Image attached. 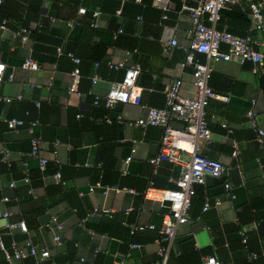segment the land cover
<instances>
[{
  "label": "crops",
  "instance_id": "1",
  "mask_svg": "<svg viewBox=\"0 0 264 264\" xmlns=\"http://www.w3.org/2000/svg\"><path fill=\"white\" fill-rule=\"evenodd\" d=\"M118 1L119 10L124 12L121 15L113 13L112 5L105 0H3L0 5V60L6 64L5 77L13 74L12 80L0 83V93L12 97L10 102L0 101V149L8 151L0 164V225L5 221L2 213L8 210L9 219H25L28 234L15 229L10 235H3L5 243L12 237H30L37 246L50 251L49 258L39 263L28 257L13 260L12 264H158L160 260L157 229L166 207L136 189L147 187L152 177L155 187L173 188L178 167L163 161L154 170L149 162L158 151L161 128L128 126L114 120L118 113L124 120L141 117L145 111L140 104L118 103L110 110L102 102L95 105L93 99L94 95L103 96L110 83L124 74L123 68H109L110 61L140 64L137 83L142 87L141 103L147 106L164 105V90L174 78L182 81L181 95L195 97L192 67L181 65L190 19L186 12L179 11V0H167L165 9L153 5L151 0L152 7L168 13L165 19L162 16L167 21L163 24L157 23L158 10L140 8L145 16L142 22L141 15H133L134 0ZM249 1L256 0H239L222 10L216 27L236 35H250L253 48L264 53V31L254 29L250 22ZM141 3L143 6V0ZM79 7L100 10L97 27L89 24L86 14L78 15ZM3 19L7 22L2 27ZM75 19L82 24L68 27L67 21ZM18 27L29 29L24 43L12 35ZM119 28L122 32L115 42L113 33ZM171 39L177 44L163 46ZM58 45L81 57L80 96L67 92L74 63L66 55L57 54ZM29 52L38 62L37 70L20 67ZM198 58L206 60L203 54H198ZM251 66L250 62L240 64L234 60L211 62L209 85L227 100L211 99L206 106L212 135L208 142L200 141V147L202 154L223 164L225 174L218 178L206 176L203 184L195 185L197 196L189 220L179 226L174 238L176 246L192 247L199 262L207 256H215L222 264L252 261L248 254L253 252L258 257L257 264H264V65L259 75L251 72ZM94 74L100 78L96 83L91 79ZM19 94L20 99L16 98ZM250 108L256 111L257 125L263 130L262 142L246 116ZM103 115L113 118V122L100 120ZM12 117L24 121L17 132L6 125L5 120ZM32 120L38 121L34 133L42 138L39 154L53 165L59 163L63 183L54 180L53 165H49L39 181L36 174L32 175L30 198L19 188L25 185L22 162L27 160L30 170L38 165L29 155L31 135L26 125ZM223 122L226 127H222ZM171 123L176 128L183 127L179 121ZM132 148L135 152L127 173L122 174L123 160ZM99 173H104L106 183L117 190H109L106 195L98 187L90 191L92 185L100 183ZM223 180L231 183L234 199L224 194ZM128 188L135 192L124 190ZM203 193L204 201L210 200L205 211L200 197ZM2 194L14 199L4 202ZM216 198L220 200L218 205L214 204ZM95 206L109 207L112 212L87 216ZM48 214L56 215L63 224L61 244L52 239L53 232L46 225ZM238 216L248 237L247 249L242 250L241 236L236 231ZM84 217L85 221L79 224ZM131 223H151L156 229L138 231L132 236ZM132 241L139 246L132 248ZM185 261L182 264L189 262ZM0 264H6L2 254ZM170 264L177 263L172 259Z\"/></svg>",
  "mask_w": 264,
  "mask_h": 264
},
{
  "label": "built area",
  "instance_id": "2",
  "mask_svg": "<svg viewBox=\"0 0 264 264\" xmlns=\"http://www.w3.org/2000/svg\"><path fill=\"white\" fill-rule=\"evenodd\" d=\"M3 0H0V5ZM141 3L142 0H134ZM239 0H179V11L186 12L189 15L190 27L187 30L188 43L185 47V57L181 65H190L192 67L193 85L196 89L195 97L190 98L180 94L182 81L180 78H174L170 81L164 90V105L160 107L147 106L141 103L142 87L137 83V77L140 73L141 66L138 62L126 65L125 62H108L109 68L124 69V74L120 80L111 82L107 91L103 96L94 95L93 103L98 105L103 103L106 109H113L118 103L122 104H140L145 113L137 119L124 120L121 113L115 115L114 120L119 123H126L128 126H140L143 128L149 126H156L161 128L162 132L158 142L157 153L149 158L154 170L163 161L177 165L179 173L173 180L175 186L173 188H157L152 182H149L147 187L142 191L145 198L157 201L166 207V213L162 217L161 226L157 229L159 234L157 238L158 248L157 253L160 257L158 264H168L169 252L172 248L177 229L180 225L189 220V212L191 207L192 197L195 194V185L203 184L206 176L221 177L225 174V167L223 164L214 158H210L202 154L200 141H209L212 132L206 120L205 108L211 99L227 100L226 96L218 95L209 85L211 77V62L216 61H237L242 64L250 62L251 72L254 74H261L264 65V53L253 48L254 40L250 35H236L225 29L220 30L216 27V23L220 20L221 11L226 9L229 5L237 3ZM167 0H152V4L165 9ZM248 18L252 23L254 29L264 31V0L249 1ZM86 12L85 7L77 9L78 15H83ZM116 15L120 14V10H116ZM100 16V10L94 9L92 12L93 27L98 26L97 19ZM167 16L163 14V19ZM140 18V17H139ZM7 20H2V27ZM79 25V20H68L67 26L73 27ZM122 29L119 28L113 33L116 38ZM29 29L26 27H18L12 32L13 37H19L22 43L28 39ZM176 40L171 39L164 42L163 46L176 45ZM225 46L226 49L222 47ZM58 55H63L64 51L61 46L56 47ZM128 54V52H127ZM198 54H203L206 58L202 61L198 58ZM65 55L72 60L74 67L71 70V82L67 88L68 93H76L82 95L79 89V82L81 79V72L79 64L81 59L72 52H66ZM98 63L95 62V66ZM25 70H37L39 68L38 62L29 54L24 58L21 66ZM6 64L0 60V83L4 80H12L13 74L9 73L5 77L4 71ZM92 83L99 81V76L94 74L92 76ZM16 98L20 99L21 95ZM12 97L4 96L0 93V101L10 102ZM254 104V99H252ZM38 105V103H36ZM80 117V114H77ZM251 126L257 131V139L262 142L263 130L257 125V113L253 108L246 112ZM107 123H112L113 118L108 115H103L100 119ZM172 120L179 121L183 124L182 128H176L172 125ZM9 129L17 132L20 127L24 125V121L19 118H8L5 120ZM37 120H32L26 125L27 132L31 135L29 155L38 160L39 169L45 170L47 158L39 154V145L42 140L40 135L34 133V127ZM222 127H226V123H222ZM135 148L131 149V154L127 155L123 160L122 174L127 173V166L129 165ZM236 151L233 152L235 154ZM8 151L0 149V162L6 160ZM60 167L59 163H56ZM85 165H87L85 163ZM100 166V164H98ZM22 181L29 182L28 163L26 160L22 162ZM53 178L57 183H63L61 180L60 171L53 174ZM14 185L13 182L9 184L10 187ZM95 187L101 189L103 195H106L109 190H117L116 187L102 185L97 183L90 187L93 191ZM224 194L230 199L235 198V194L231 191V183L225 180L223 183ZM125 191L135 192L128 188ZM2 201L7 202L10 197L3 196ZM220 200L216 198L214 204L218 205ZM210 207V200L206 198L202 210L205 211ZM130 208L126 209L129 211ZM111 208L106 206L93 207L87 216L96 214H110ZM9 212L5 210L2 217L5 219L4 224L0 225V254L4 257L6 264H12L13 260H21L31 257L36 263L44 261L49 258L50 251L46 247L37 246L30 237H25L22 240H17L12 237L8 244L3 239L4 234H12L13 231L19 230L24 234H28V226L25 220L20 219L12 221L9 219ZM86 217L79 220V224L85 221ZM47 227L53 232L52 239L55 243H62L63 224L58 220V217L53 214H48ZM130 234L144 231L146 229H156L154 224H129ZM241 242L247 249V235L245 229L239 230ZM132 248L139 246L136 242H131ZM257 255L253 252L248 254L249 260H254ZM50 264H57L55 261H50ZM119 264H124L123 261ZM203 264H222L215 256H207ZM237 264V263H234Z\"/></svg>",
  "mask_w": 264,
  "mask_h": 264
},
{
  "label": "trees",
  "instance_id": "3",
  "mask_svg": "<svg viewBox=\"0 0 264 264\" xmlns=\"http://www.w3.org/2000/svg\"><path fill=\"white\" fill-rule=\"evenodd\" d=\"M106 2H109L111 5H112V7H113V13H115L116 12V10L117 9H119L120 8V3H119V1L118 0H105ZM143 3H144V5L142 6V3L141 4H137V3H135L134 1H133V3H131V6H133L134 8H135V10H134V12H133V15H141L142 16V22H144V20H145V16H144V14H143V12L140 10V8L144 11V10H146V9H149V7H152L151 6V0H143ZM139 5V6H138ZM138 8V9H137ZM153 9H156V10H158V11H156V20H158L157 21V23L159 24H163V23H166L167 21H165V20H162V16H163V14H168V13H164L163 11H161V10H159V9H157V8H154V7H152ZM94 9H96L95 7H93V8H91V9H87L86 8V12H85V14L87 15V18H88V20H89V24H91V22H92V20H93V17H92V12H93V10ZM141 11V12H140ZM155 11V10H154ZM122 13H124V12H122V9L120 10V15L122 14ZM84 14V15H85ZM85 15V16H86ZM80 22V24H82V21H79ZM23 26V25H22ZM39 30V29H38ZM37 30V31H38ZM115 30V29H114ZM38 32H41V31H38ZM112 32H113V30L111 31V38H112ZM120 35H118L117 36V38L119 37ZM117 38H115V42L118 40ZM59 46V45H58ZM58 46H56V47H58ZM56 47H55V49H56ZM132 49V48H131ZM64 51V56H65V53L66 52H68V50H63ZM72 52V51H71ZM74 53V52H73ZM75 54V53H74ZM75 55H77V54H75ZM78 56V55H77ZM66 58H68L67 56H65ZM80 57V56H79ZM81 58V57H80ZM81 91V90H80ZM82 92V91H81ZM36 159V158H35ZM37 160V159H36ZM27 161V160H26ZM2 162H0V164H1ZM27 163H28V161H27ZM37 163H38V160H37ZM29 164V163H28ZM55 164V163H54ZM49 165H53L52 164V162H49L48 160H47V163H46V166H45V170L44 171H41L40 169H39V165H37V168H35V169H31L30 170V168L28 167V172H29V182L28 183H25V185L24 186H22L21 188H19L21 191H22V193H24V194H26V195H28L30 198H31V189H32V175H34V174H36V176L38 177V181L42 178V176L46 173V171H47V169H48V166ZM102 168V167H101ZM101 170H103V169H101ZM56 171H60V174H61V167H58L57 166V164H55V165H53V171H52V175L56 172ZM22 172V171H21ZM99 175L101 176L100 178H99V181H100V184H102V185H108V186H110V184H107L106 183V180L104 179V173H99ZM23 177V173H22V175H21V178ZM62 177V176H61ZM62 180V179H61ZM63 181V180H62ZM150 181H152L153 182V184H155L156 185V183H155V180H154V177H152L151 178V180ZM224 181L225 180H223L222 181V186H223V183H224ZM59 184V183H58ZM173 186V185H172ZM146 186H144V187H142V188H140V189H136L137 191H139V192H141V191H143V189L145 188ZM17 194V193H16ZM3 196H8V195H3L2 194V197ZM197 195H196V193L193 195V197H192V201H191V207H192V204H193V201H194V198L196 197ZM204 196H205V194L203 193V194H200V197L202 198V203H203V201H204ZM9 197V196H8ZM15 198H16V196H15ZM10 199L11 200H13L14 198H12V197H10ZM191 207H190V209H191ZM47 210V207H45L44 209L42 208V212L43 213H45V211ZM163 212H164V210H163ZM10 220H12V219H10ZM16 220H18V219H16ZM25 220V219H24ZM239 220V216L237 217V223H238V226H236V231L238 232L240 229H241V222H240V220ZM12 221H14V219L12 220ZM26 222V221H25ZM26 224H27V222H26ZM28 226V225H27ZM155 230V229H154ZM10 235V234H9ZM246 235H247V233H246ZM15 236V235H14ZM133 236V235H132ZM9 238V237H8ZM239 238H240V236H239ZM248 238V237H247ZM10 240H11V238H10ZM10 240H9V242H10ZM8 242V243H9ZM132 242H134V241H132ZM247 242H248V240H247ZM247 242H246V246H247ZM8 243H6V244H8ZM243 247H245V245L243 244H240V250H242V248ZM195 250H193V248L191 247V248H182V247H178V246H176L175 245V242L173 241V245H172V248H171V250H170V252H169V257H168V264H170V261L173 259V260H175V262L177 263V264H182V263H186V259H188V261L189 262H187V264H203V262H199V261H197V259L199 258V255L196 253V252H194ZM191 260V261H190ZM257 262H258V257L256 258V259H254V260H252V261H246V262H238L237 261V263L238 264H257Z\"/></svg>",
  "mask_w": 264,
  "mask_h": 264
}]
</instances>
